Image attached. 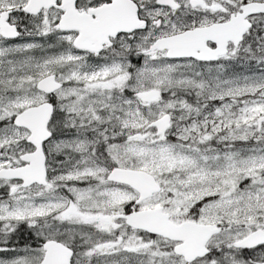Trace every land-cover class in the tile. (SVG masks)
<instances>
[{
  "label": "snow or ice",
  "instance_id": "1",
  "mask_svg": "<svg viewBox=\"0 0 264 264\" xmlns=\"http://www.w3.org/2000/svg\"><path fill=\"white\" fill-rule=\"evenodd\" d=\"M0 264H264V0H0Z\"/></svg>",
  "mask_w": 264,
  "mask_h": 264
}]
</instances>
